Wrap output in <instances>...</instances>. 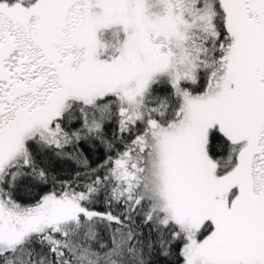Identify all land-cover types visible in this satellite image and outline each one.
I'll return each instance as SVG.
<instances>
[{"label": "snow or ice", "instance_id": "1", "mask_svg": "<svg viewBox=\"0 0 264 264\" xmlns=\"http://www.w3.org/2000/svg\"><path fill=\"white\" fill-rule=\"evenodd\" d=\"M177 244L264 264V0H0V264Z\"/></svg>", "mask_w": 264, "mask_h": 264}, {"label": "trees", "instance_id": "2", "mask_svg": "<svg viewBox=\"0 0 264 264\" xmlns=\"http://www.w3.org/2000/svg\"><path fill=\"white\" fill-rule=\"evenodd\" d=\"M114 125L109 127L107 131L109 134L112 130H114ZM86 155H89V159L92 162V166L95 167L97 163H100L106 156L103 145H98L96 149L92 150L90 153L86 151ZM51 166L55 174H57L61 178H68L80 169L77 168L74 162H63L52 160ZM97 210H103V205H99ZM102 235L106 236V233H102ZM145 235L147 232L145 230ZM181 246L179 244L175 245L172 249V254L170 256L164 257L157 255L153 258V264H182V260L178 256L179 248Z\"/></svg>", "mask_w": 264, "mask_h": 264}]
</instances>
